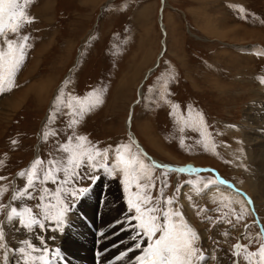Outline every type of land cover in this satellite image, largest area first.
Instances as JSON below:
<instances>
[{
  "label": "rangeland",
  "instance_id": "rangeland-1",
  "mask_svg": "<svg viewBox=\"0 0 264 264\" xmlns=\"http://www.w3.org/2000/svg\"><path fill=\"white\" fill-rule=\"evenodd\" d=\"M164 1L162 22L167 51L153 79L155 85L163 86L155 95L158 109L155 115L152 112L149 116L139 110L143 118L140 115L134 117L131 130L149 153L164 162L162 164L171 167L192 161L201 166L218 167L232 179L247 181L243 188L251 193L249 180L253 179H249L245 165L242 164L244 172L233 166L232 158L224 148L215 154L206 149L209 143L215 148L220 137L229 144L227 148L235 146L241 138L245 142L240 133L247 127L245 109L255 101H264V94L255 93L260 91V83L253 80L264 79V54H261L264 53V0ZM25 10L34 22L38 21V30L32 35L37 37L32 41L36 47L31 56L30 51L26 52V59L15 77L16 86L0 94V176L8 177L0 181V185L7 187L14 181L15 173L34 156L40 125L47 118L48 107L58 88H61L60 94L48 122L57 135L49 136L44 145H58V139H68L69 135L80 132L92 137L87 142L91 148L115 155L116 147L125 146L120 136L126 131L130 107L162 50L161 0H33ZM22 37L7 34L9 40ZM3 43L4 38L0 37V46ZM72 69V77L64 83L63 79ZM74 79L64 102L61 94L64 95ZM88 84L106 92L108 99L104 109L97 111L101 115L95 119L90 115L85 125L76 130L68 125L74 118L69 117L68 104L73 102L76 109H81V101L77 103L75 97L71 100L70 93L77 92L78 87L81 91ZM148 95H152L147 98L152 102L153 92L149 91ZM10 101H21V105L11 108ZM87 108L88 104H85L84 109ZM135 111L136 108L134 114ZM186 118L187 125L184 124ZM46 123L47 120L41 131L45 130ZM234 123L235 131L232 130ZM169 125L176 129L177 142ZM254 125L247 128L253 145L256 143L253 137L262 136L263 140L258 139L264 142V129L259 130ZM210 127L211 139L207 140L204 134ZM121 151L123 153V149ZM40 153L39 145L36 154ZM130 156L139 158L140 154L130 150ZM65 158V155L59 156V159ZM50 159L43 156L46 164ZM159 179L163 181L164 175L159 174ZM19 180L18 176V185ZM21 180L19 189L26 182ZM187 188L204 195L190 184L183 186V195ZM253 191L256 206L260 205L258 209L264 216V195L257 188ZM8 192L9 189L0 197V203ZM106 198L105 225L120 221L125 210L116 187L106 191ZM22 203L17 201L16 206L21 207ZM159 207L166 210L167 205L161 203ZM184 218L188 220L183 213ZM201 234H204L205 243L206 231ZM12 245L16 246V243ZM64 246L70 251L86 253L81 259L86 257L90 261L91 252L87 251L86 245L67 238ZM216 262L214 257H207L206 264Z\"/></svg>",
  "mask_w": 264,
  "mask_h": 264
},
{
  "label": "snow or ice",
  "instance_id": "snow-or-ice-1",
  "mask_svg": "<svg viewBox=\"0 0 264 264\" xmlns=\"http://www.w3.org/2000/svg\"><path fill=\"white\" fill-rule=\"evenodd\" d=\"M32 2L33 0H0V37L4 38L3 46H0V94L16 86L15 76L26 59L29 40L26 35L20 40H9L7 34L19 35L26 24L34 22V18L28 16L25 10L26 6ZM5 85L8 86L7 89ZM73 99L77 103L80 102L78 97ZM68 108L73 117L83 115L82 109H74L71 103L68 104ZM77 123V119L71 120V125ZM51 135H57V133H51ZM48 137L49 133H44L45 141ZM87 141L88 138L84 135L69 137L59 149L65 154L64 161L51 159L45 166V161L37 158L28 169L19 172L18 176L26 181L25 185L22 189L18 188L14 191L9 203H0V212L8 209L7 224L17 232L23 229L29 235L35 234L41 246L38 247L31 239L25 238L18 242L19 247L10 248L6 239L5 226L0 224L2 264H53V257L59 254V250H51L47 240L40 233L63 231L74 202L82 199L89 192V189L79 186L83 173L89 169L93 173L103 170L110 174H115L117 171L123 174V187L127 194L126 203L132 210L127 223L132 226L135 222L137 235L133 239L138 240L136 247H144L143 238L150 241L144 254L138 258L139 264H203L205 259L203 250L197 247L198 233L184 221L183 213L173 207L177 202L173 198L162 200L163 204L169 206L167 210L157 205L153 197L149 195V191L154 189L155 185L142 183V180L149 178L144 165L130 156V148L124 145L116 147L114 149L115 165L109 166L106 162L108 151L88 147ZM126 155H128L127 159ZM174 171L184 173L199 170L180 168ZM61 172L63 176H60ZM90 178L94 180L95 176L90 173ZM6 179L8 177L0 176V181ZM48 184L57 185L56 191L52 192L46 187ZM65 185H71V187L65 189ZM7 191L6 185H0V197ZM37 192L40 193L39 197L36 196ZM160 196L163 198L162 188ZM33 199L40 201L36 206L40 210L39 215L26 204L21 207L16 206L17 201ZM233 214L236 222L239 223L244 218V209L242 208L238 215L233 210ZM224 222L231 224L232 220L225 219ZM224 235L227 236L229 233L226 232ZM244 238L252 239L247 234ZM49 239H55V237H49ZM255 239L264 241V225L260 226ZM233 248V255L237 258L234 264H239L241 258L245 264H264V243L260 244L258 252L248 251L247 246L241 243H236Z\"/></svg>",
  "mask_w": 264,
  "mask_h": 264
},
{
  "label": "bare ground",
  "instance_id": "bare-ground-1",
  "mask_svg": "<svg viewBox=\"0 0 264 264\" xmlns=\"http://www.w3.org/2000/svg\"><path fill=\"white\" fill-rule=\"evenodd\" d=\"M165 6H166V4H165V1L163 0L162 10H164ZM162 19H163V12H161V16H160V21L161 22H162ZM162 24H163V22H162ZM163 27H164V30H165V25L164 24H163ZM235 35H237V33H235ZM165 44H166V40H165ZM258 89L261 92L260 91H255V93L257 95L264 94V85L263 84ZM257 103H258V101H255L253 104L249 105L245 109V119L246 120H244V121L247 123V127L243 128L242 130L240 129L241 130L240 133H241V135L244 138L245 145H247V147L250 146V148L248 147V150H250V151H247V154L240 153L241 154L240 156H241V159L248 157L247 164H248L249 167L245 166V172L248 174L249 179H251V178L253 180L256 179L255 181L249 180L250 181V184H251V188L253 190H255V188H257L258 191L262 195H264V142L261 141V139L263 140V137L262 136H259V137H256V139H255L252 136L253 137L252 140H254V142H256L253 145V142L250 140L251 137L249 135V132L247 131V128H251L250 127V124H252V126H253V124H255L254 125V126H256L255 128H259V130H263L264 129V101L263 102L259 101V103H260L259 105H257ZM9 104H10V107L11 108H17V107H19L21 105V101H10ZM131 107H132V105H131ZM131 107H130V109H131ZM135 108L136 107H132V110L134 111ZM246 123H244V124H246ZM125 127H126V123H125ZM129 128L131 129V126ZM260 137H261V139L259 140L258 138H260ZM251 145H253V148L252 149H251ZM158 165L164 166V167H167V168H171V167H168L167 165H164L162 163H160ZM185 169H196V168L190 165L189 167H187ZM253 190H251V193L249 192L252 196L254 194V191ZM261 199H263V198H261ZM184 221H186L188 223V220L185 219V218H184ZM203 235L204 234H200L199 236L202 238ZM135 245L133 244L132 246H135ZM84 260H86V257H84ZM88 261H89V259H88Z\"/></svg>",
  "mask_w": 264,
  "mask_h": 264
}]
</instances>
